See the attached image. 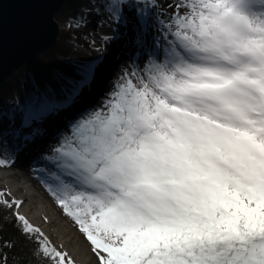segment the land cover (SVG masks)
<instances>
[{
	"label": "snow or ice",
	"instance_id": "6c2138e0",
	"mask_svg": "<svg viewBox=\"0 0 264 264\" xmlns=\"http://www.w3.org/2000/svg\"><path fill=\"white\" fill-rule=\"evenodd\" d=\"M86 2L110 30L97 59L130 32L131 70L74 115L95 61H37L7 106L0 82V168L63 116L41 173L97 264H264V0ZM10 195L0 191V214L24 241L19 264H76ZM17 247L0 240V264Z\"/></svg>",
	"mask_w": 264,
	"mask_h": 264
},
{
	"label": "bare ground",
	"instance_id": "6f19581e",
	"mask_svg": "<svg viewBox=\"0 0 264 264\" xmlns=\"http://www.w3.org/2000/svg\"><path fill=\"white\" fill-rule=\"evenodd\" d=\"M90 24H95L92 18ZM124 29L121 28V33ZM106 33V32H104ZM107 33H110L108 30ZM102 36V35H101ZM99 36L97 40L99 41ZM131 33L128 37L114 39L104 52L102 59L93 58L98 63L97 79L92 88L87 90L80 101L71 109L68 115H74L80 108L91 103H99L104 92L122 70H131L128 56L131 52ZM94 51H83L81 55L88 57ZM94 57V56H93ZM91 59V58H90ZM64 123V117H56L41 125L42 135L30 144L16 160L15 166L0 168V191L10 193L13 197L24 201L19 209L35 225L40 226L55 244L62 246L75 259L76 264H97L89 242L77 230L73 221L62 214L54 199L47 190L42 176L41 152L45 148L51 133ZM45 217L47 218L45 220Z\"/></svg>",
	"mask_w": 264,
	"mask_h": 264
},
{
	"label": "water",
	"instance_id": "95a60500",
	"mask_svg": "<svg viewBox=\"0 0 264 264\" xmlns=\"http://www.w3.org/2000/svg\"><path fill=\"white\" fill-rule=\"evenodd\" d=\"M69 0H35L21 3L0 0L3 43L0 46L2 84L22 66L51 49L59 36L55 16Z\"/></svg>",
	"mask_w": 264,
	"mask_h": 264
},
{
	"label": "trees",
	"instance_id": "16d2710c",
	"mask_svg": "<svg viewBox=\"0 0 264 264\" xmlns=\"http://www.w3.org/2000/svg\"><path fill=\"white\" fill-rule=\"evenodd\" d=\"M90 8L91 5L88 4L86 0H69L65 3L63 8L55 16L56 22L63 27L59 32L55 45L51 49L43 52L30 63L22 66L13 76L2 84L5 91V106H7L10 99V90L20 91L29 82L32 76L34 64L37 63V61L48 64L54 69L60 65L66 64L69 61H78L74 53L68 50L66 46L68 44H73L76 39H84L85 35L81 31H77L72 27H69V25H74L80 20L81 16L84 17L85 13ZM13 224V218L7 219L0 214V227L3 228L0 240H2L5 245L11 244L14 241L18 245L16 249H8L9 264H19L21 258L17 256L16 253L20 251V246L24 243L19 238V234L15 231Z\"/></svg>",
	"mask_w": 264,
	"mask_h": 264
},
{
	"label": "rangeland",
	"instance_id": "374dc122",
	"mask_svg": "<svg viewBox=\"0 0 264 264\" xmlns=\"http://www.w3.org/2000/svg\"><path fill=\"white\" fill-rule=\"evenodd\" d=\"M88 11L84 15V19H87L89 21L87 27H81L80 29H77V28H75V24L74 25H72V24L69 25V27H72L73 29H75L77 31H81L85 35V38L84 39H80V38L76 39V41L73 44H68L66 46V48L68 50H70V51H72L74 53V55L76 56L78 61H82V62H92L93 61L92 59L97 57L96 55H98V53L94 49L99 46V41L97 40V44L96 45H92L91 47H89V45L92 44V39L94 37L97 38V36L104 35L109 30V29L104 27V21L99 16H96L94 14L89 16L87 14ZM92 18L95 20V24H90V20ZM58 28H59V30H62L63 27H62V25H59ZM104 32H106V33H104ZM92 50L94 51L93 55H90L88 57H83L81 55V53L83 51L90 52ZM1 215L4 218H7V219H12L13 218L7 212V210H4ZM22 242L24 243V241H22ZM5 252L7 253V257L9 258V250H8V248L5 249ZM7 264H9V260H7Z\"/></svg>",
	"mask_w": 264,
	"mask_h": 264
}]
</instances>
